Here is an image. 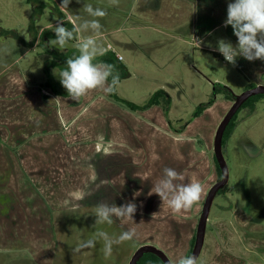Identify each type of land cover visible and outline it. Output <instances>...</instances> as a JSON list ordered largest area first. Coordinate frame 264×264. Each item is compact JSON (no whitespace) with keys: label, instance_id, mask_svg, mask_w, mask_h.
<instances>
[{"label":"crops","instance_id":"1","mask_svg":"<svg viewBox=\"0 0 264 264\" xmlns=\"http://www.w3.org/2000/svg\"><path fill=\"white\" fill-rule=\"evenodd\" d=\"M52 1L60 8L61 1ZM157 2L160 7L164 0ZM62 12L66 21L69 16L75 18L69 10ZM57 21L64 19L57 17L51 24L36 27L30 39L23 36L27 42L33 41L30 45L0 37V262L11 254L20 258L32 254L39 264H67L71 258L60 256L57 249L59 226L67 234L81 228L85 235L97 230L111 238L135 228L137 236L133 240L112 247L117 250L126 245L122 247L126 253L122 254L120 264H128L132 252L143 244L161 248L175 264L190 253L204 202L219 179L214 138L232 101L219 94L183 128L174 125L170 111L166 114L162 104L133 111L102 90L90 91L74 101L59 81V73L66 67L72 49H53L49 39L43 43L39 39L43 30L55 28ZM134 25V29L157 27L143 21ZM221 25L223 22L214 24L197 41H207ZM156 30L159 36L144 33L130 37L127 50H118L110 43L103 48V54H113L116 64L135 72L139 82L130 85L131 92L144 88L146 91L140 92L145 95L160 88L171 96V88L181 86V64L175 62L174 54L171 59L165 57L161 46L166 33L162 28ZM102 35L100 32L96 39ZM86 36L77 34L74 42ZM178 39L193 44L185 38ZM52 53H56L55 58ZM216 54L222 56L218 51ZM40 56H45L43 70L39 68ZM47 69L52 78L54 73L58 76L52 79L51 86ZM131 76L132 73L119 85ZM152 84L157 86L149 91ZM118 92L116 89L119 96ZM209 96L203 101L212 99ZM165 167L181 172L185 177L183 183L198 181L203 185L202 198L190 211L175 213L151 192ZM129 201L137 205L133 220L113 217L111 225L95 223L97 205L121 206ZM244 209L226 208L225 211H230L226 218L208 220L198 258L201 264H213L220 259L243 264L241 256L248 257L257 247L264 248V240L250 239L246 243L242 239L250 218ZM262 229L264 221L252 222L253 231ZM97 240L104 242L102 238ZM50 243L55 244L54 249ZM98 246L96 241L91 249ZM115 250L113 255H117Z\"/></svg>","mask_w":264,"mask_h":264},{"label":"rangeland","instance_id":"2","mask_svg":"<svg viewBox=\"0 0 264 264\" xmlns=\"http://www.w3.org/2000/svg\"><path fill=\"white\" fill-rule=\"evenodd\" d=\"M155 1L150 3L144 0H119L118 6H112L110 0H80L79 3L72 0L68 10L74 17H80L78 22L92 18L84 11L86 4L107 11V15L100 19L103 35L97 38L102 48L111 43L118 50H127L126 45L130 37L143 36L144 33L146 36L150 34L159 36L156 29H163L166 35L163 36L164 44L161 48L165 57L171 59L174 54L175 62L181 64V86L171 88L173 95L171 94L172 100L167 108L170 111V120L176 127L183 128L194 120L198 106L204 103L203 100L209 95V99L212 98L214 85L217 83L228 87L235 94L242 93L251 83L264 84V61L249 62L243 57H238L236 64L233 65L225 61L222 56L216 55L214 49L219 39H226L234 46L236 45L237 38L233 35L231 26L225 28L221 25L220 29L214 30L209 35L207 41L200 45L194 44L205 30L209 31L214 24H219L226 19L228 0H200L199 5V0H164L160 7ZM49 3L44 14L36 21L35 26L38 28L53 23L58 17L53 12L54 3L51 0ZM32 13L33 7L28 0H0V27L16 30L19 35L30 39ZM137 21L156 24L157 27L155 29H134V23ZM83 34L86 36L93 33L88 31ZM178 37L190 40L193 44L183 42ZM1 44L0 42V49ZM75 45L74 41L68 42L64 49H74ZM51 46L53 49H60L58 45L51 44ZM3 48L6 49V47ZM44 57L39 58L40 70H43L45 66ZM55 57L56 53H52V58ZM254 70H256L255 74ZM129 72L132 73L131 78L117 88L119 96L126 100L143 102L140 105L147 104L151 95L160 88L153 90L157 84H152L149 89V91H154L152 94L147 92L144 95V92H140L145 90L144 88L131 92L130 85L138 83L139 80L131 68ZM41 73L45 75L43 71ZM53 75V78H58L56 73ZM237 122V127L224 145V155L230 171V189L227 195L216 196L209 220L214 217L219 219L227 216L230 211H225L226 208H251L255 212L258 211L253 215L255 218L262 217L261 214L264 213V97L258 99L251 108L243 109L238 115ZM56 232L57 249L60 256L71 258L67 264H120L122 254L126 253L122 248L126 245H121V247L118 246L120 249L112 248V251H117V255L111 254L105 257L104 242L97 240L96 233L99 232L97 230L93 232L91 230L85 235L81 228H76L75 232L70 231L67 234L57 226ZM88 235H90L89 239L96 238L98 241L97 249L85 248L79 253L74 252L73 249L79 243L86 241ZM41 239L44 240V234H41ZM51 245L54 249L55 244L50 243ZM11 256L2 258L0 264H39L32 254L30 256L24 254L21 258L19 255L11 254ZM16 256L19 258L15 259ZM198 264H201L200 259ZM213 264L232 263L229 259H220L215 260Z\"/></svg>","mask_w":264,"mask_h":264},{"label":"clouds","instance_id":"3","mask_svg":"<svg viewBox=\"0 0 264 264\" xmlns=\"http://www.w3.org/2000/svg\"><path fill=\"white\" fill-rule=\"evenodd\" d=\"M77 3L80 0H76ZM72 0H61V11L67 12ZM112 6H118L119 0H110ZM84 11L93 19H85L82 22L80 17H71L72 29L64 26L63 21L55 24V39L50 43L64 49L69 41L77 38V34L91 31L93 35L82 37L75 47L79 55L65 61L66 67L59 73V81L66 90L67 95L74 101L86 96L90 91L102 90L106 94L116 91L120 84V76L115 72L114 65L106 63H94L96 57L103 55L104 49L98 44L96 36L100 34L102 25L100 19L107 15V11L100 7H93L91 4L84 5ZM227 16L223 21V27L231 26L233 35L237 38L234 46L226 39H219L218 51L225 61L233 65L238 57H243L249 62L256 60L264 61V0H228ZM200 45V41H197ZM109 77L111 81L109 83ZM185 177L181 172L171 167L163 169L162 178L151 189L157 194L163 203L175 213L187 212L197 204L204 193L203 185L198 181L183 183ZM137 211L136 203L129 201L121 206L115 203L109 206L106 203L97 205L95 209V223H113V217L124 220H133ZM137 236L135 228L122 232L117 238H111L106 232H97L96 238L104 241V255L112 254L114 244H121L133 240ZM96 238L88 239L77 245L74 252L79 253L82 249L95 247ZM172 264V262H169ZM175 264H198L197 257L184 256L175 261Z\"/></svg>","mask_w":264,"mask_h":264},{"label":"trees","instance_id":"4","mask_svg":"<svg viewBox=\"0 0 264 264\" xmlns=\"http://www.w3.org/2000/svg\"><path fill=\"white\" fill-rule=\"evenodd\" d=\"M52 1V0H51ZM28 2L32 5L33 7V13L31 15V31L32 33H36V21L39 20L41 18V16L44 13V10L49 6V0H28ZM52 3H54L52 1ZM53 8V12L59 17L64 19V26L67 27L69 30L72 29L73 25L72 22L69 20H65L64 14L63 12L60 10V8L54 3V6H52ZM54 29L55 28H46L43 30L42 34L40 35V43H43V40L46 39H55V33H54ZM0 37H10V38H14L16 40H18L20 43L25 44V45H30L32 42H27L23 36L19 35L18 32L16 30H7L4 29L2 27H0ZM37 35L35 37V39H38ZM34 39V40H35ZM75 40V39H74ZM72 40V41H74ZM75 55H79V51L78 49H72L70 50V53H68L67 57L68 58H74ZM218 55V54H216ZM64 56V55H63ZM219 56V55H218ZM114 55L110 54V53H105L101 56H99L98 58H96V60L94 61V63H106V64H111L114 65V69L119 71V76H120V81L123 79H126L130 76V72L128 70V68L124 65H118L116 64L115 60H114ZM64 60H61V63H63ZM47 73L49 76V81H48V85L51 86V81H52V75L49 72V69H47ZM111 79V78H110ZM256 86L255 84H250L248 86V88L250 87H254ZM55 91L57 92V88H55ZM67 94V92H66ZM219 94H223V96L226 99H229L231 101H234V93L232 92V90H230L228 87L222 85V84H215L214 85V95L212 96V99H210L207 102L201 103L195 114H194V118L199 116L200 114H202L204 112V110L209 107L216 99L217 95ZM110 96L112 98H114L117 102H120L121 104L125 105L126 107H128L129 109L133 110V111H138V110H146L149 107L153 106V105H160L162 104L165 107V111L166 114L169 112L168 111V105L171 102L172 98L171 96L163 89L158 90L156 93H154L152 95V97L150 98L149 102L145 105H138L135 104L131 101H128L124 98H121L117 95L116 91L111 93ZM264 97V94H260V95H256L251 97L247 102H245L242 106L241 109L239 111H241L243 108L245 107H252L255 105V103L258 101V99ZM239 113V112H238ZM238 113L233 117V119L231 120L230 124L228 125L225 135H224V140H223V145L226 144V141L229 139V137L231 136L233 130L237 127V121H238ZM216 157V155H215ZM216 163H217V167H218V173H219V179L222 178V171L221 168L218 164L217 158H216ZM229 187L228 185H226L223 189L220 190V193H228L229 192ZM194 242H195V238L193 240L192 243V249L194 246ZM192 249L190 251V253L188 254V256H191L192 253ZM138 264H165L157 255L153 254V253H146L141 260L139 261Z\"/></svg>","mask_w":264,"mask_h":264},{"label":"water","instance_id":"5","mask_svg":"<svg viewBox=\"0 0 264 264\" xmlns=\"http://www.w3.org/2000/svg\"><path fill=\"white\" fill-rule=\"evenodd\" d=\"M260 94H264V84H259L254 87H250L244 90L240 94L234 93V101L217 127L214 138V153L216 155L218 164L222 171V178L211 187L202 208L199 224L196 231L195 242L191 253V256L192 255L196 256L197 260L204 246L208 220L214 200L219 190L229 183L230 171L227 160L224 155V145H223L226 129L230 124L231 120L233 119V117L235 116V114L237 113V111L241 108V106L245 102H247L251 97ZM146 253H153L157 255L165 264H169V262H172L169 256L161 248L153 244H143L139 246L137 250L133 253L128 264H138L141 258Z\"/></svg>","mask_w":264,"mask_h":264},{"label":"flooded vegetation","instance_id":"6","mask_svg":"<svg viewBox=\"0 0 264 264\" xmlns=\"http://www.w3.org/2000/svg\"><path fill=\"white\" fill-rule=\"evenodd\" d=\"M246 89H248V87L246 88ZM234 93V92H233ZM232 103H233V101H232ZM246 108H251V107H245V108H243V109H246ZM241 109V108H240ZM239 109V110H240ZM242 109V110H243ZM237 111V113L239 112H241V111ZM236 113V114H237ZM239 113H238V115H239ZM235 114V115H236ZM220 179H218V181H219ZM217 181V182H218ZM228 185V187H229V183L227 184ZM225 187V186H224ZM223 187V188H224ZM222 188V189H223ZM221 190V189H220ZM220 190H219V192H218V194L217 195H219V194H227V193H220ZM244 211L246 212V214L250 217V218H248V225L245 227V230L244 231H242V232H244V238H242L244 241H246V243H249V241L248 240H250V239H256V238H259L261 241H263L264 240V231H263V229L261 230V231H253L252 230V222H254V221H257V222H263L264 221V213L263 214H261L262 215V217H260V218H255L253 215H254V213H258V211L257 212H255L254 210H251V208H245L244 209ZM264 211V210H263ZM214 227V226H213ZM215 228V227H214ZM214 231L216 232V235L218 234V231L216 230V228L214 229ZM218 236H219V234H218ZM264 258V248L262 247V246H260V247H257L256 249H255V251H253L252 253H251V255L250 256H241V260L243 261V264H257V262L258 261H261L262 259Z\"/></svg>","mask_w":264,"mask_h":264},{"label":"built area","instance_id":"7","mask_svg":"<svg viewBox=\"0 0 264 264\" xmlns=\"http://www.w3.org/2000/svg\"><path fill=\"white\" fill-rule=\"evenodd\" d=\"M119 59L121 60V59H123V57L122 56H119Z\"/></svg>","mask_w":264,"mask_h":264}]
</instances>
